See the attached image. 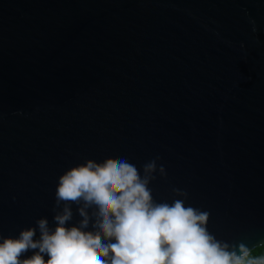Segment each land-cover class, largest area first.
<instances>
[{
  "label": "water",
  "instance_id": "95a60500",
  "mask_svg": "<svg viewBox=\"0 0 264 264\" xmlns=\"http://www.w3.org/2000/svg\"><path fill=\"white\" fill-rule=\"evenodd\" d=\"M108 158L264 245V0H0V238L54 229L58 178Z\"/></svg>",
  "mask_w": 264,
  "mask_h": 264
},
{
  "label": "clouds",
  "instance_id": "9594fccd",
  "mask_svg": "<svg viewBox=\"0 0 264 264\" xmlns=\"http://www.w3.org/2000/svg\"><path fill=\"white\" fill-rule=\"evenodd\" d=\"M156 171V160L141 175L125 158L88 159L66 170L55 190V228L41 218L17 238H0V264H264V255L253 256L245 243L210 233L207 211L185 206L184 199L155 201L149 184ZM159 173L165 174L162 165ZM73 203H82L83 219L67 227ZM90 222L93 231H85ZM30 250L38 251L21 259Z\"/></svg>",
  "mask_w": 264,
  "mask_h": 264
},
{
  "label": "trees",
  "instance_id": "16d2710c",
  "mask_svg": "<svg viewBox=\"0 0 264 264\" xmlns=\"http://www.w3.org/2000/svg\"><path fill=\"white\" fill-rule=\"evenodd\" d=\"M251 254H252L253 256L264 255V245L261 246V247H259V248H256L255 250H253V251L251 252Z\"/></svg>",
  "mask_w": 264,
  "mask_h": 264
}]
</instances>
